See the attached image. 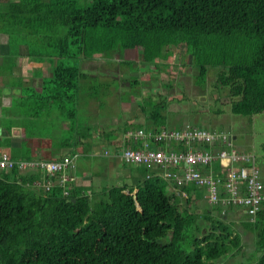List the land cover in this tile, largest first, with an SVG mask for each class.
Returning a JSON list of instances; mask_svg holds the SVG:
<instances>
[{
  "label": "trees",
  "instance_id": "1",
  "mask_svg": "<svg viewBox=\"0 0 264 264\" xmlns=\"http://www.w3.org/2000/svg\"><path fill=\"white\" fill-rule=\"evenodd\" d=\"M1 17L9 41L28 40L31 56L50 59L40 92L28 97L35 108L44 101L47 113L49 104L62 111L88 77L65 59L131 50L154 68L178 45L191 59L196 85L216 70L214 86L230 97L233 115L264 113V0H90L84 6L17 0ZM149 116L154 125L145 132L164 127V118ZM14 169L0 170V264H215L240 253L239 233L215 218L221 208L199 219L190 209L195 200L178 195L196 194L201 188L193 184L178 187L151 176L95 198L66 185L30 191L24 183L31 186L37 176L20 177ZM169 184L176 189L171 194L163 191ZM260 206L242 224L256 232L244 264H264V200Z\"/></svg>",
  "mask_w": 264,
  "mask_h": 264
},
{
  "label": "crops",
  "instance_id": "2",
  "mask_svg": "<svg viewBox=\"0 0 264 264\" xmlns=\"http://www.w3.org/2000/svg\"><path fill=\"white\" fill-rule=\"evenodd\" d=\"M16 1L17 0H0V154H7L9 159L13 161H54L60 159L61 157H68L71 159L73 167L66 169L61 174L55 173L50 177L45 172L39 170H35V172L27 169L14 170L17 171V175L20 177L26 176L29 178L31 175H36L39 181L50 179L51 187L53 185L60 186L59 179L63 178V186L66 185L70 188L84 189L86 195L91 197L93 196L95 198H97L99 194L103 193L104 190L109 189V187L95 189L92 184V175L88 171L82 170V168L77 165L76 161H78L77 159L79 157H94L97 153H99L100 156L105 159L100 163V170L96 171V175L101 174V176H105L106 179L114 170H116L118 171L117 179L122 178L130 181V185H125L128 187L138 184V182H141L147 175H149V177L153 174L156 175L158 172L156 168L126 165L118 156V152L125 147H139L140 141H128V139L124 137V132L134 131L136 129L147 130L149 127H153L154 123L151 121L149 115H144L143 117L141 115L142 113L134 114L133 112L135 109L132 108L130 112L132 114H129L130 116L126 121L121 123L114 120H105L104 122L101 121L102 123H98L94 130L92 127H94L95 122L92 120L91 122H88L77 118L74 121L77 110H79L80 107H83L82 95L86 97V111H90L93 108V103L87 94L89 92H81L83 89L76 90L73 93V99L70 101L73 104L72 110H69L66 114L64 113L62 106V111H60L59 109H55L56 107L54 104H49L51 110L47 113V107L44 101H39V108H35L34 106V111H32L29 107L27 111L22 108L23 103L27 101L30 96L28 94L29 91H33V93L40 92L41 81L45 80L49 75L50 59H41L37 56H31L28 49V40H8V36L5 34V25L2 22L4 19L1 16L4 15L8 4ZM8 43H10V48ZM11 43H13V45H17L14 51H12L13 49L11 47ZM82 61H85L83 65L84 68L89 69L88 66H92L93 69H89V72L90 70H93L96 73H101V76H109L101 69L106 63L105 56H97L88 60H80L78 63ZM96 65H101V71H96V69H99ZM114 72L116 73V71ZM109 73L113 72L109 71ZM87 78L85 80L81 79L79 87H82ZM108 78L109 80H115L112 76ZM85 89H87L86 86ZM106 90L107 92H111L113 90L114 93H116L113 88ZM103 91H105V85L103 86ZM77 95L78 97L80 95V99ZM28 102L29 105H31L30 99ZM35 113L36 115H34ZM69 118L73 120L70 121ZM47 119L52 121L53 125H46ZM145 121H147V127L143 126ZM45 126H53V128L51 131L46 132L44 129ZM183 128L184 127L174 129L179 130ZM27 131H31V136H28L29 138H25ZM63 133H65V135H62ZM24 138L30 146H27L25 142L21 143ZM230 138L232 141L235 137L233 136ZM97 143L102 144L99 151ZM172 147L176 148L177 146ZM105 150L108 151V155H103ZM183 167L184 166L182 165L181 168ZM86 168L90 169L89 165ZM217 168V164H213L212 171L216 172ZM262 175L264 174L262 173ZM24 184V187L30 191L36 193L42 192L40 188L32 187L29 183ZM175 191L176 189L170 184L166 186L167 194H171ZM204 192L206 191L204 190ZM178 195L180 197L184 196V198L189 197L191 200L196 197L194 192H191L188 196H186L178 191ZM217 207H219V209L222 208L220 206ZM261 208L262 206H260V209ZM220 211L221 213L217 215L214 213V215H216L215 218L225 223L232 224V228H234L240 235V232L235 228V226L233 227V224L236 225V227L240 226L243 228L242 224L248 221L243 209L222 208ZM196 212L200 214L199 209H196ZM241 231L243 235H249L251 234L250 232H252L245 229H241ZM253 232L255 240L256 232L255 230H253ZM240 247L242 249L241 251L246 253L245 249L247 247L245 245L241 246V237Z\"/></svg>",
  "mask_w": 264,
  "mask_h": 264
},
{
  "label": "rangeland",
  "instance_id": "3",
  "mask_svg": "<svg viewBox=\"0 0 264 264\" xmlns=\"http://www.w3.org/2000/svg\"><path fill=\"white\" fill-rule=\"evenodd\" d=\"M67 1H75L79 6H84L90 0ZM8 45L10 48L9 43ZM11 47L14 49L13 43H11ZM168 50L169 57L164 60H157L154 68L142 65L137 53L131 50L126 51V55L120 57H105V66L101 68V65H96L99 67L96 71L102 69L109 76H101V73H96L93 70L89 72V69L93 68L91 65L88 66L89 69L84 68L85 61L78 63L77 60L65 59L64 62L67 65L74 66L78 64L80 71L88 76L79 89H83L81 91L83 93L88 91L87 94L93 103V108L86 111V97L82 95L83 107L77 110L74 121L77 118L88 122L92 120L95 122L94 127L89 126L95 130L97 124L102 123L101 121L114 120L119 123L126 121L130 116L129 114H132L130 112L133 108L136 110H134V114L142 113L143 117L144 115L157 113L159 117L165 119L164 127L166 129L188 126L209 131H223L228 133L230 137H235L232 140V145L236 151L254 156L255 166L261 177L264 176L262 175V173L264 174V113L250 117L233 115L229 109L230 97L225 93V90L217 89L214 86L216 70L209 69L210 71L208 70L203 84L198 86L195 83L196 71L190 64L191 59L184 53L183 47L178 45L169 47ZM109 71L113 73H109ZM111 76L115 80H109L108 77ZM133 82L136 85H133ZM104 85L105 91H103ZM85 86L87 89H85ZM109 88H113L116 93L113 90L107 92L106 89ZM28 94L32 95L33 93L29 91ZM78 98L80 99V95ZM72 105L69 101L63 103L62 108L65 114L72 110ZM36 106L38 107V105ZM28 107L34 111V106L29 105L27 99L22 108L27 111ZM69 119L70 121L73 120ZM46 125H53V122L47 119ZM143 126H148L147 121ZM52 128L53 126H45L44 129L49 132ZM62 135H65V133ZM28 136H31V131L26 132L25 138ZM25 138L21 143L25 142L27 146H30ZM97 146L99 151L102 144L97 143ZM104 159L97 153L94 157H79L76 163L82 170L88 171L92 175V184L95 189L130 185L128 179H117L118 171L116 170L106 179L101 174L96 175V171L100 170V163ZM88 165L90 169L86 168ZM163 191L166 193L165 188H163ZM195 192V203H191L190 209H199V219H201L206 210H213L214 207L206 203L207 193L203 189H196ZM199 222L202 221L199 220ZM214 222L216 221H212L213 225ZM226 225H229L232 229V224L228 223ZM234 226L240 232L241 246L245 245L247 247L245 249L246 253H243L240 248V253L234 255V257L217 261L215 264H244L247 262L249 255L254 252V232L243 235L241 229H244L233 224ZM255 255L258 254L255 253Z\"/></svg>",
  "mask_w": 264,
  "mask_h": 264
},
{
  "label": "built area",
  "instance_id": "4",
  "mask_svg": "<svg viewBox=\"0 0 264 264\" xmlns=\"http://www.w3.org/2000/svg\"><path fill=\"white\" fill-rule=\"evenodd\" d=\"M124 137L128 141H140L138 148L125 147L118 152L124 164L154 167L158 172L151 176L178 187L193 184L202 188L211 206L241 208L252 220L264 200L254 156L237 152L226 132L192 127L179 130L161 128L157 132L136 129L124 132ZM108 154V151L103 152V155ZM213 164L218 166L216 172L212 171ZM72 167L68 157L48 162L13 161L7 154H0V170H39L52 176ZM63 181V178L59 179L60 186H63ZM31 186L45 192L51 187V182L36 180Z\"/></svg>",
  "mask_w": 264,
  "mask_h": 264
}]
</instances>
